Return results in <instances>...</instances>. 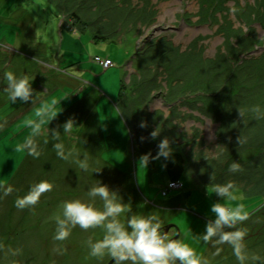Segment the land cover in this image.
Masks as SVG:
<instances>
[{"label":"rangeland","instance_id":"374dc122","mask_svg":"<svg viewBox=\"0 0 264 264\" xmlns=\"http://www.w3.org/2000/svg\"><path fill=\"white\" fill-rule=\"evenodd\" d=\"M74 1L0 0V264L108 263L112 257L107 254L99 258L89 255L88 238H99L100 227L83 229L76 225L64 240L53 239L52 214L59 211V202L84 197L88 186L97 179L130 203V213L160 215L163 229L167 227L166 233L171 238L177 229L168 224H175L179 229L175 238L186 240L207 264H238L229 243L214 245L211 240L205 242L199 238L206 222L214 216L211 203L223 201V197L212 191L211 182L203 183L198 172L204 173L210 165L217 166L214 153L223 149L220 156L226 155L227 143L237 148L234 145L238 139L232 137L236 133L244 141L236 152L237 157L247 158L254 144L247 142L250 137L242 132L244 127L232 126L235 120L224 119L221 110L228 97L231 98L228 92L237 84L243 85L242 79L251 80L254 90L264 93L259 86L264 69V60L260 61L264 57V15L257 14L261 12L257 11L258 2L264 0H212V3L210 0H130L149 10L147 17H141L142 22L135 13L122 20L118 11L103 12L102 6L111 0H96L88 17L80 9L82 0ZM219 1L224 3L219 5ZM21 12L22 24H26L22 31L20 22L13 17ZM75 14H80V21ZM9 23H19L20 30L14 28L16 24L13 27ZM110 23L114 24L112 30L108 27ZM102 28L110 29L109 37L94 41L93 33ZM249 33L256 34L258 42L239 55L240 62L254 60L247 74L236 69L234 59L230 65L228 58L217 54L228 53L230 44L237 45L239 38ZM21 36L31 39L26 51L17 43ZM166 44L191 56L190 74L177 75V69L168 65ZM150 46L157 49L150 51L152 57L149 54L144 57ZM216 56L225 65L207 71L202 58ZM106 59L113 65L105 66L101 60ZM229 66L233 68L231 71L223 69ZM5 70L30 78L32 99L17 98L12 102L7 97L3 91ZM149 80L155 86L142 87L145 98L140 104H130L125 111L123 106H118L122 81L126 84L124 95L135 102V97L139 101L135 88ZM183 90H190L187 92H192L189 96L194 99L182 103L187 98V94L180 92ZM203 91L219 92L208 98L211 103L222 100L221 108L213 110L209 102L205 113L197 106L191 108V101L199 100L195 96ZM48 105L60 110L51 120L45 114L42 132L35 137L40 155L33 157L18 151L16 145L30 134L26 120L37 119V110ZM142 109L152 115L156 122L153 127L161 133V139L167 137L170 141L172 151L168 157L157 155L159 141L154 137L142 144L133 138L123 114L128 119L130 115L142 114ZM70 117L76 124L70 134H65L62 124ZM222 121H225L223 125ZM53 127L61 132L59 139L66 149H76L69 159L58 157L51 147ZM245 143L249 148L243 147ZM84 153H87L88 169L75 164V159L83 158ZM145 154L148 160L142 157ZM94 167L100 168L92 172ZM42 179L51 181L53 187L42 192L35 204L16 207L15 198ZM176 180L182 186L171 189L169 183ZM8 185L12 190L4 193L3 188ZM232 190L236 198L232 203H243L249 212L246 220L232 227L246 230L247 251L260 256L254 264H264V196H249L237 187ZM216 247L221 251L213 255ZM111 264L117 262L113 260Z\"/></svg>","mask_w":264,"mask_h":264},{"label":"clouds","instance_id":"9594fccd","mask_svg":"<svg viewBox=\"0 0 264 264\" xmlns=\"http://www.w3.org/2000/svg\"><path fill=\"white\" fill-rule=\"evenodd\" d=\"M3 79L6 86L3 91L12 101L17 98L28 101L33 97V87L30 78L26 75H18L12 70L3 72ZM60 110V109H59ZM58 110V111H59ZM256 118L264 116V108L259 104L252 105L249 109ZM52 105L37 110V119H28L25 124L30 128V134L21 143L16 145L18 151L26 152L28 155L37 157L40 149L35 137L42 132L45 114L48 119H52L58 112ZM240 114L244 115V109L239 108ZM143 123V122H142ZM71 117L63 122L62 128L65 134H70L75 125ZM158 134L154 129L151 133L153 137ZM61 132L57 127L51 129V139L54 141L51 147L62 159H69L76 149L69 147L59 139ZM238 141L242 142L238 136ZM47 142V140H45ZM172 151L170 141L167 137L160 139L158 143L157 155L168 157ZM219 152L214 156L220 158ZM148 160L147 154L144 156ZM75 159V158H74ZM75 164L81 168L88 169L89 162L87 153L83 158L75 159ZM229 169L235 171L240 168V164L234 160ZM100 167L92 168V172ZM53 187L49 180H39L32 184L27 192L18 195L14 204L18 208H23L36 203L40 194ZM231 183L216 184L212 191L223 197V201L216 200L210 205L214 216L209 219L199 238L205 242L211 240L212 244L227 242L232 246V253L238 264H247L260 259L255 253H249L244 244L245 231L240 227H232L239 221H244L249 216V212L243 203H232L236 198L233 195ZM11 185L3 188V192L11 191ZM209 190V189H208ZM98 198V199H97ZM59 211L52 214L55 221L53 239L64 240L67 238L74 226L88 229L90 227H100L102 235L93 240L88 238L89 255L97 258L105 254L114 258L117 264L128 262V264H207L204 257L200 256L195 249L184 239L171 238L163 229V221L155 212L130 213V203L111 188L107 183L97 179L90 184L84 197H74L59 202ZM226 228L230 230H226ZM221 249L216 247L213 255L219 253Z\"/></svg>","mask_w":264,"mask_h":264},{"label":"trees","instance_id":"16d2710c","mask_svg":"<svg viewBox=\"0 0 264 264\" xmlns=\"http://www.w3.org/2000/svg\"><path fill=\"white\" fill-rule=\"evenodd\" d=\"M64 1L67 2V0H64ZM70 1L75 3L74 0H70ZM82 2H83L81 5L82 7L80 9H82V12L84 10L85 14L88 17L91 13V10L96 5V0H94V6H93V0H82ZM209 3H212V0H210ZM219 3H220L219 5H221V3H224V2L219 1ZM88 4H90L89 7H87ZM208 6H212V4ZM91 7L93 8L91 9ZM102 10L103 12H107V13H111V12L116 13L118 11L120 12L118 13L119 18L122 16L121 18L122 20L124 19L127 20V18L130 16V13H135L137 17L141 19V22H142V18L147 17V15L149 14L148 13L149 10L147 8H141L139 4L136 6L134 2H131L130 0H111L109 1V4L102 6ZM258 10L261 12L257 14L264 15L263 14L264 13V1H262L261 3L258 2L257 11ZM75 15L79 17L77 18V20L80 21L81 19L80 14L79 15L75 14ZM109 25L111 27L110 26L108 27L112 30V26L114 24L110 23ZM109 28H106L105 30H103L104 28H102L100 29V31H98V33L96 34L93 33L92 38L94 39V41L106 40L109 37L108 34H110L108 32L110 31ZM255 36L252 35L251 33H249L248 35L247 34L243 35L237 41V45H233V43L230 44L229 46L230 51L228 50L229 54L224 51L223 52L220 51L217 54V56L221 55L223 59L228 58V62L230 65H231V61H233L232 59H234V61L237 63L236 69L238 71L250 74V72H248V69L250 68L249 66H250L251 60L253 59H247V60H244L243 62H240L241 58L239 57V55L243 53V51L251 49L256 44V42H258V38H256L257 36L256 37ZM153 48L157 49V46H154V47L150 46L148 48L149 50L146 49L148 53H144L143 56L147 57L146 54H149V56L152 57V55L150 54V51H152ZM164 53L166 55L165 60L168 61L167 62L168 65L172 68L177 69V71L175 70L177 75H179V73H181L182 75L188 74V73L190 74L191 70H193V69H189L190 66H188V61H191L192 58L190 55H187L186 52L175 51V48L171 46H167L166 44V46H164ZM217 56L215 58H210V59L202 58V62H205L206 64L205 69L207 71L213 72L214 70H218L220 67L225 65L223 64L224 63L223 61L221 60L218 61L221 57L217 58ZM261 60H264V57L260 58V61ZM258 61L259 59H257V62ZM164 65H166V63ZM199 69H202V66H200ZM223 69H225V71H231L233 68L229 66L228 68H223ZM262 74H263L262 77L259 79V82H260L259 86L260 88L263 89V92H264V69L262 70ZM237 78L238 79L236 80H239V76ZM177 79L180 81L181 78H177ZM187 81H188V77H187ZM247 81H248L247 79H242L241 82L243 83V85L237 84L232 92H228V94L231 95V98L228 97L227 104L224 105V108L221 110V112H222L224 119H227L228 117H230L235 120L232 126L244 127L245 130L242 132L244 133L245 136L247 134V136L250 137L249 140H247V142H249V144L254 143L252 144V148H255V149L254 150L252 148L249 149V154L247 158L237 157L236 152L240 151V148H239L241 147L240 143L244 141L236 142L234 146H236L237 148H233V145L229 146V143H227L229 147V149L227 148L228 152L226 153V155L223 154L220 156V158L216 159L218 162H215V165L217 166L210 165L207 167V170H205L204 173L198 172V174H199V177L202 179L203 183L209 184V182H211L212 184H210L209 186H212V188L216 184L231 183L233 188L235 187L242 188L243 190L247 192L246 194H248L249 196H264V176L262 173L264 172V116L258 119L249 110L250 107L255 104H259L262 108H264V93L260 94L257 90H254L255 89L254 86L251 85L252 81L251 80L250 82H247ZM181 82H184V81H181ZM125 85L126 84L122 81L121 89L119 92V99H118L119 100L118 106L119 107L123 106L124 111L128 106H130V104H133V103L140 104L143 101V99L145 98V93L143 92L142 87H146L149 89L155 86L154 83L150 81L148 83L145 82V85L140 84L138 88L136 87L134 90V93L136 94L137 92H139V101L137 100V97H135L137 101L135 100L134 102L130 99V97L126 98V96L124 95L123 89ZM183 85L184 84L180 86L181 87L180 90L183 89ZM205 86L208 88L207 85ZM223 87H224V84H223ZM187 91H190V90L180 91L182 93L187 94L186 95L187 98L183 99L182 103L189 102L187 99H192V98L194 99V97L189 96V93H192V92H187ZM206 93L207 92H204V91L203 93H200V94L198 93V95H196L195 97H198L199 100L197 98L195 100H192L190 103L191 108L194 109L197 106L198 109L202 110V112L205 113L206 108H208V105H207L208 102L211 103V100L208 97L210 95L217 96L219 92H217L216 94H212L211 92L207 94ZM197 101H199V104ZM224 103H226V101H224ZM211 104L214 106L213 110H218L219 108H221L223 101L219 100L218 103L214 102ZM239 108L244 109L243 116L240 114ZM141 111H142V114H136L135 116L130 115L128 112H126L127 115H130V118L128 116L129 120L126 117V114H123L125 120L129 124V127L132 131L133 138L139 144L140 143L142 144L148 141L149 138L152 139L153 136L151 135V133L155 129L153 126H154V123H156L155 120L151 118L152 115H150L146 109H142ZM237 120H240V121H237ZM224 122L225 121H222V125L224 124ZM223 128L224 126L221 127L220 129L221 132H223ZM228 130L230 132L229 128ZM222 135L227 136L224 133H222ZM232 137L237 139V133L236 135ZM154 138L156 141H160L161 133L158 131V134ZM243 147L249 148L247 143H245ZM233 152H234V157L236 156L237 158H242V159L234 158L233 155L230 156L231 153ZM234 160H236L240 164V168L235 171H232L227 166H229ZM221 162L222 163L224 162V164L219 165V163ZM211 164H214V162H212Z\"/></svg>","mask_w":264,"mask_h":264},{"label":"crops","instance_id":"0c3cea01","mask_svg":"<svg viewBox=\"0 0 264 264\" xmlns=\"http://www.w3.org/2000/svg\"><path fill=\"white\" fill-rule=\"evenodd\" d=\"M13 17H15V18L17 19V22H20V25H21V31H22V29H24V26L26 25V24H25V25L22 24L23 21H21L22 18H23V13L21 12V13H19V14H16V15H14ZM10 24H12L13 27H14L13 24H16L17 26L14 27V28L20 30L19 27H18V24H19V23H9V25H10ZM18 33H20V32H18ZM22 36H23V35H22ZM22 36H21V39H20V40L17 39V43L20 44V49H22V48L24 47V49H22V51H23V50H25V47L28 46V44L30 43L31 39H29V38H23ZM18 46H19V45H18ZM25 51H26V50H25ZM42 99H44V97H43ZM42 99H41V100H42Z\"/></svg>","mask_w":264,"mask_h":264},{"label":"built area","instance_id":"2783aa9c","mask_svg":"<svg viewBox=\"0 0 264 264\" xmlns=\"http://www.w3.org/2000/svg\"><path fill=\"white\" fill-rule=\"evenodd\" d=\"M96 59L100 60L98 57H96ZM101 62L105 65V66H110L111 65V61L109 59L106 60H101ZM171 189L172 187L174 188H180L181 187V182L176 180V181H171L168 185Z\"/></svg>","mask_w":264,"mask_h":264},{"label":"water","instance_id":"95a60500","mask_svg":"<svg viewBox=\"0 0 264 264\" xmlns=\"http://www.w3.org/2000/svg\"><path fill=\"white\" fill-rule=\"evenodd\" d=\"M168 225H170V226L173 225V226L177 229V233H176L175 236L172 237V238H175L176 236H178V235H179V229H178V227H177L175 224H170V223H169ZM168 225H167V226H168ZM167 230H168V229H167V227H166L165 232H167ZM113 260H114V258H111V259L109 260V262L106 263V264H111Z\"/></svg>","mask_w":264,"mask_h":264},{"label":"bare ground","instance_id":"6f19581e","mask_svg":"<svg viewBox=\"0 0 264 264\" xmlns=\"http://www.w3.org/2000/svg\"><path fill=\"white\" fill-rule=\"evenodd\" d=\"M111 65H113V63H111ZM182 186V185H181ZM176 189V188H175Z\"/></svg>","mask_w":264,"mask_h":264}]
</instances>
